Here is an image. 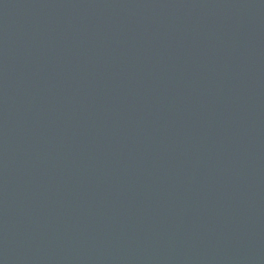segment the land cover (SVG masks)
<instances>
[{"label":"water","instance_id":"95a60500","mask_svg":"<svg viewBox=\"0 0 264 264\" xmlns=\"http://www.w3.org/2000/svg\"><path fill=\"white\" fill-rule=\"evenodd\" d=\"M0 264H264V0H0Z\"/></svg>","mask_w":264,"mask_h":264}]
</instances>
